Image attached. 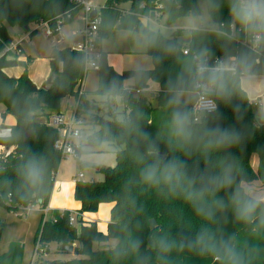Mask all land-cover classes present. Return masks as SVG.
<instances>
[{"label":"clouds","instance_id":"9594fccd","mask_svg":"<svg viewBox=\"0 0 264 264\" xmlns=\"http://www.w3.org/2000/svg\"><path fill=\"white\" fill-rule=\"evenodd\" d=\"M224 6L228 21L220 19ZM168 14L169 24L153 16L129 21L118 33L134 45L143 61L127 81L114 78L97 87L95 105L113 110L116 131L91 119L77 121L75 153L87 166L103 144H131L129 155L143 190L155 191L168 201H182L195 223L191 218L180 222L183 231L175 235L171 227L153 225L147 253L142 251L143 239L133 232L110 251L115 260L133 264H184L188 255L210 257L215 264H264V183L247 179L242 166L225 151L238 146L243 133L218 123L210 126L221 118L218 102L227 106L238 96L245 104H255L257 124H264V0H197L187 8L184 0H168ZM213 40L219 43L221 56L211 48ZM153 51L158 54L149 55ZM173 58L177 70L162 85L167 114L153 138L143 130L140 114H133L125 102L136 82ZM81 62L88 67L95 64L89 57ZM12 91V85L0 82V96H10ZM250 94L255 100L249 101ZM15 103L17 124H0L2 143L27 140L38 115L30 101ZM233 108L237 119L242 118L241 104ZM138 142L145 143L143 151L136 147ZM160 142L166 152L161 151ZM182 157L197 159L190 169ZM51 163L45 151L31 148L19 158L14 179L20 199L40 201ZM3 170L0 167V173ZM126 200L134 212L135 201L128 195ZM228 213L242 230L225 234L218 228Z\"/></svg>","mask_w":264,"mask_h":264},{"label":"trees","instance_id":"16d2710c","mask_svg":"<svg viewBox=\"0 0 264 264\" xmlns=\"http://www.w3.org/2000/svg\"><path fill=\"white\" fill-rule=\"evenodd\" d=\"M145 1L147 6L139 8L141 0H109L107 8L101 12L102 23L97 37L98 46L101 44L102 39L111 34L114 28H126L129 21L138 22L141 20V15L137 13L123 14L117 5L118 3L126 4L129 2L140 14L147 16L152 13L157 4H162L164 15L170 21L168 0ZM196 2L197 0H184V7L187 8ZM78 11L79 7H76L72 0H0V82H6L13 86L10 96H0V105L3 106L6 114L14 115L16 118L14 124H17L18 119L16 100H19L21 104L28 100L38 110L37 118L30 130L31 135L27 140H21L19 143L0 142V167L4 169L0 173V205H4L9 209L17 210L21 206L31 204H39L41 209L48 206L55 186L56 173L63 157L61 152L54 147V143L59 137V130L56 126L48 124L47 121L53 113L61 112L62 100L65 97L74 96L77 99L75 116L78 119L82 121L91 119L97 125H106L113 132L116 131L113 110L96 107L94 99H90L84 88L82 89L85 76L90 70L81 62L82 58L85 57L83 52L73 49L70 45L54 50L51 57V66L52 71L58 75L50 89L38 87L29 76L28 64L31 61L30 58L26 61L16 57L10 59L8 54H2L4 48L12 43V37L4 22L29 27L31 23L48 21L50 25L56 26L61 15H65V24L71 22ZM68 13L71 16H68ZM220 19L224 21L229 19L226 6L221 10ZM31 33H34V30ZM210 46L216 56L222 55L218 42L213 40ZM153 54L158 53L154 51L149 53V55ZM18 64L25 67L20 76H11L5 71V68ZM96 69L99 71V85L107 84L114 78L127 81L135 70H117L109 63L107 52L102 50ZM176 70L174 58L154 66L146 78L135 83L133 88L140 89V92L137 93L135 90H131L127 95L126 107L130 108L133 114H140L143 130L150 133L153 138L156 136L157 126L160 125L167 114L165 108L167 95L162 85L169 75ZM152 81L158 83V89L155 94L153 93L154 96H150L147 91ZM81 90L82 93L80 94ZM151 97H154V101ZM249 101H252V99L249 98ZM233 103L234 105L241 104L242 112L249 119L250 134L243 135L244 138L238 146L225 151L242 166L247 179L260 180L261 183H264V124H257L253 103L245 104L241 96L235 97ZM218 105L221 118L211 121L210 126H215L217 123L222 126L224 120L222 113L225 110L223 103L218 102ZM231 115H228L230 119H237L234 110L231 111ZM40 117L45 118L40 119ZM237 120L241 122L243 118ZM108 144L116 155V164L107 168L110 173L108 178L102 181L84 180L83 178L76 181L74 196L80 202L79 215H77V222L79 221L80 226L70 222L72 212L67 209L56 212V220L45 218V214L42 215L35 238V264H133L131 260H115L110 251L128 232H133L143 239L144 248L142 251L147 253L148 238L150 233L154 231L151 219L156 220L157 227H171L174 235L183 231L178 227L180 222L189 218L195 219L191 210L182 201H168L155 191L143 190L138 182L137 165L132 162L129 155L131 144L123 142ZM159 146L162 152L167 151L162 142ZM136 147L143 151L146 145L143 142H138ZM28 148H31L33 152L45 151L52 162L47 186L40 197V201L33 203H26L19 198L14 179V167ZM254 152L259 156L256 169L251 162ZM183 159L191 161L197 158ZM126 195L135 201L136 209L134 212L130 211L131 201L126 200ZM221 196L224 197L225 193H221ZM102 202L112 203L111 218L106 231L100 230L95 220L83 218V213L96 211ZM242 227V225L233 221L231 213L227 214L226 220L221 218L218 225V228L225 234L242 230ZM1 231L2 225L0 224V236ZM110 239H116V244L110 245ZM53 241L61 244L63 242L75 244L74 251L79 256L68 260L45 259L42 256V250H47L49 243ZM95 243L98 244L96 249L94 247ZM23 254L22 243L12 242L8 251L0 256V264H22ZM184 264H215V261L210 257L188 255L184 257Z\"/></svg>","mask_w":264,"mask_h":264},{"label":"rangeland","instance_id":"374dc122","mask_svg":"<svg viewBox=\"0 0 264 264\" xmlns=\"http://www.w3.org/2000/svg\"><path fill=\"white\" fill-rule=\"evenodd\" d=\"M125 5H129V2ZM80 14L81 12H79L71 22L63 24L60 32H56L53 35L47 34L46 31L48 25L44 22L29 24V29L34 30L32 36L29 35V31L21 24L7 25L9 32L12 35L14 44L20 42L21 46L25 50V53L32 57L33 60L29 63L28 74L37 79L41 86L46 82L52 73L51 60H49V57L53 56L54 50L66 45L74 46L77 42L82 40L80 31L85 29V22L80 18ZM159 20L164 24L171 23L166 15H162ZM22 57V55H19L16 58L22 60L24 59ZM117 62L119 63L118 60ZM119 65L121 64L119 63ZM6 69H11L10 71L16 74L18 72H22L23 65L18 64L7 67ZM47 70H49V75L46 80L44 79V81L42 78H39V76L40 73H44ZM98 85L99 71L98 69L91 68L87 72L84 82V89L90 99H94L93 94ZM157 89L158 83L152 81L147 91L150 93V96H154L153 93L155 94ZM252 97L254 96L250 94L249 98L252 99ZM151 99L154 101V97H151ZM67 101V99L62 100L61 109L66 107ZM1 108L2 105H0V113ZM254 112L256 113L255 107ZM67 116L68 115H66V117ZM0 118H2L1 114ZM6 119L9 120L10 118L7 117ZM97 152L98 155L96 158L87 166L81 163L79 159L71 156L62 158L55 184V191L50 203L48 204L51 211L47 212L46 209L45 211L42 209V211L39 204L29 205L27 207L21 206L18 210L9 209L4 205H0V224L2 225L0 236V256L8 251L12 242H20L24 248L22 264H35L34 260L36 257L33 258V254L35 252V238L41 222L42 213L46 214V218L52 219L53 213L65 209L70 210L76 216L79 215L78 210L80 209V206L77 204V200L74 196V187L76 183L73 180L75 173H84V180L102 181L106 180L110 174L107 168L113 167L116 164V155L109 148L108 143L98 147ZM252 161L254 162L253 165L256 168L258 166L257 155L253 156ZM255 181H257V183H261L260 180ZM111 210V202H102L96 211L85 212L83 213V216L86 220L97 221L99 229L106 231L108 221L110 222L111 218ZM226 218L227 215L224 217V220H226ZM74 224L76 226H80L79 221H75ZM116 242V239L109 240L110 245H114ZM61 247V243L53 241L49 243L48 249L42 252V256L48 260H68L79 256V254H77L74 250H65ZM94 247L95 249L98 248V244L95 243Z\"/></svg>","mask_w":264,"mask_h":264},{"label":"built area","instance_id":"2783aa9c","mask_svg":"<svg viewBox=\"0 0 264 264\" xmlns=\"http://www.w3.org/2000/svg\"><path fill=\"white\" fill-rule=\"evenodd\" d=\"M76 7H79L80 18L83 19L85 22V29L81 30V37L82 40L77 42L74 46H72L73 49L81 51L84 53L85 57H89L95 61V64L93 67L87 68H98V59L100 57V50L97 44V37L99 34V28L102 23V15L101 12L107 8L109 4V0H72ZM120 10L123 14L128 13H137L141 16H146L143 14H140L138 10H135L131 3L129 5L125 4H117ZM147 6L145 0H141L139 4V8H145ZM96 11L97 15L95 17L92 16V13ZM77 13V14H78ZM76 14V15H77ZM75 15V16H76ZM162 15H164L163 12V6L162 4H157L154 9L152 10V13L148 15V18H151L153 16L160 18ZM64 16L61 15L59 17V20L57 21L56 26L50 25L48 21H45L48 25L47 28V34L53 35L56 32H60L61 26L64 24ZM68 16H71L70 13H68ZM17 52L18 54L22 53V47L20 44H14L11 43L7 45L2 54H8L11 55L12 53ZM83 89V86H82ZM137 93L140 92V89H134ZM82 93V90L80 91V94ZM219 106V105H218ZM82 121L81 119H78L75 116V113L73 117L69 120H67L66 116L63 113H56L52 114L50 118L48 119L49 124L56 126L60 131V136L56 139L54 143V147L61 152L62 157H73L77 159V154L75 153V147L77 144V136L79 135V131L76 127V122ZM84 177V173H79V179H82ZM78 216L75 214L70 215V222L75 223L77 221ZM53 220H56V217H53ZM44 250H42L43 252Z\"/></svg>","mask_w":264,"mask_h":264},{"label":"crops","instance_id":"0c3cea01","mask_svg":"<svg viewBox=\"0 0 264 264\" xmlns=\"http://www.w3.org/2000/svg\"><path fill=\"white\" fill-rule=\"evenodd\" d=\"M143 17H145V18H148L147 17V15L146 16H141L140 18L142 19ZM4 24H6V27H7V25L9 24V23H7V22H4ZM26 28V30H28L29 31V35L30 36H32L33 35V33H31V31L32 30H30L29 29V27H25ZM7 29H8V27H7ZM125 28H118V27H116V28H114L113 29V31L111 32V34L108 36V37H106V38H104V39H102V41H101V44L98 46L99 47V50L101 51H104V52H107V57H108V59H109V63L111 64V65H113L117 70H119V71H123V70H126V69H136V67H137V65H139L140 63H142V61H143V58H142V56L140 55V53L137 51V49L134 47V45L130 42V41H126V40H123V39H121L120 37H119V35H118V33L120 32V31H123ZM8 31H9V29H8ZM10 33V32H9ZM10 35H11V33H10ZM11 37H12V35H11ZM12 43H14V41H13V38H12ZM15 44H20V42H17V43H15ZM20 46H21V44H20ZM72 46V45H71ZM22 47V46H21ZM19 55H22L23 57L22 58H24V59H22V60H24V61H26V60H29V58L31 59V61L33 60L32 59V57L29 55V54H27V53H25V50L23 49V47H22V53L21 54H18L17 52H14V53H12L11 55H9V58H15V57H17V56H19ZM51 57L52 56H50L49 57V60H51ZM117 60L119 61V63L121 64V65H119V63L117 62ZM30 61V62H31ZM29 62V63H30ZM28 67H29V64H28ZM24 69H25V67L23 66V70H22V72H18V73H16V74H14V72H12V71H10V70H7L6 68H5V71L9 74V75H14V76H16V77H18V76H20L23 72H24ZM53 72V71H52ZM48 75H49V70H47L46 72H44V73H40V76H39V78H42L43 80L45 79H47V77H48ZM30 76V75H29ZM32 79H33V81L38 85V87H43V85L41 86L39 83H38V80L37 79H35V78H33L32 76H30ZM86 77V76H85ZM44 80V81H45ZM84 82H85V79H84V81H83V88H84ZM85 90V89H84ZM87 93V92H86ZM64 99H67L68 101H67V105H66V107L64 108V109H61L62 111H65V112H55V113H53V114H56V113H63L65 116L66 115H68L66 118H67V120H69V119H71L72 117H73V115H74V113H75V110H76V103H77V99L74 97V96H67V97H65ZM73 99V100H72ZM253 100H255V96L254 97H252V101ZM75 101V102H74ZM75 103V104H74ZM254 104V103H253ZM224 105V113H222V118H224V120H223V122H222V127H224V128H236V129H238V130H240L242 133H243V135L244 136H246V135H248V134H250L249 133V119H248V117H247V115H245L243 112H242V118H243V120L241 121V122H239L237 119L235 120H232V119H230L229 117H228V115H231V111H233L234 110V108H233V105H234V103L232 102V104H230V105H225V104H223ZM255 105V104H254ZM69 113V114H68ZM1 116H2V118H0V124H4V125H9V124H14L15 123V121H16V118L14 117V115H12V114H9V113H5V110H4V108H3V106H2V108H1ZM232 116V115H231ZM10 118L9 120H7L6 118ZM45 117H40V119H44ZM228 120V122H226ZM47 123L49 124V122L47 121ZM59 130V129H58ZM59 136H60V131H59ZM255 155H257V157H258V162H259V156H258V154L256 153V152H254L253 154H252V158H251V162H252V165L254 164V162L252 161V159H253V156H255ZM78 159V158H77ZM195 162H196V160H191V161H187V163H188V165L190 166V168H192L193 166H194V164H195ZM61 165V164H60ZM199 167H200V169H203L204 168V163L203 162H199ZM253 167H254V165H253ZM97 168H99V167H97ZM255 168V167H254ZM257 168V167H256ZM255 168V169H256ZM59 169H60V166H59ZM59 169H58V171H57V173H56V180H57V177H58V173H59ZM79 173L80 172H78V173H75V175H74V182L76 183V181L79 179ZM84 177H85V175H84ZM83 177V178H84ZM74 183V184H75ZM55 184H56V181H55ZM55 187L56 186H54V190H53V193H54V191H55ZM74 189H75V187H74ZM53 193H52V196H53ZM52 196H51V198H52ZM51 200V199H50ZM49 203H50V201H49ZM77 204H79V206H80V202L79 201H77ZM112 204V203H111ZM31 205H34V204H31ZM29 206V205H28ZM25 207H27V206H25ZM19 209V208H18ZM17 209V210H18ZM40 209H41V207H40ZM46 210H47V212L48 211H51V209L47 206L46 208H45ZM45 209H43L44 211H45ZM42 210V209H41ZM42 210V211H43ZM63 211V210H62ZM42 215H43V213H42ZM82 216V215H81ZM52 217H56V215H55V213H53L52 214ZM42 218V217H41ZM45 218H46V214H45ZM83 218H84V216H83ZM52 219V218H51ZM97 222V221H96ZM109 222V221H108ZM97 224H98V222H97ZM74 247H75V244H74ZM74 250V249H73ZM33 258H35V252H34V254H33Z\"/></svg>","mask_w":264,"mask_h":264},{"label":"water","instance_id":"95a60500","mask_svg":"<svg viewBox=\"0 0 264 264\" xmlns=\"http://www.w3.org/2000/svg\"><path fill=\"white\" fill-rule=\"evenodd\" d=\"M96 15H97V12L94 11L92 13V16L95 17ZM142 19H146V18L143 17ZM26 27H28V26H26ZM10 59H13V58H10ZM57 75L58 74L56 72H52L51 75L46 80V82L43 84V88L50 89L53 86L54 81L57 78ZM156 224H157L156 223V220L155 219H151V225H152V227H153V225H156ZM62 248L65 249V250H73L74 249V245L63 242L62 243Z\"/></svg>","mask_w":264,"mask_h":264}]
</instances>
